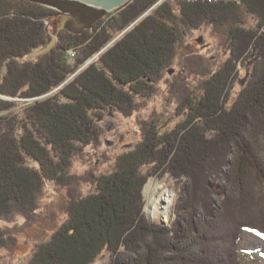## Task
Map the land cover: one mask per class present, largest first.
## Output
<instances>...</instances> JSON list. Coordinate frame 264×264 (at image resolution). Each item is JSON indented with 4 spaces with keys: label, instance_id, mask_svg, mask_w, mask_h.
Returning a JSON list of instances; mask_svg holds the SVG:
<instances>
[{
    "label": "trees",
    "instance_id": "trees-1",
    "mask_svg": "<svg viewBox=\"0 0 264 264\" xmlns=\"http://www.w3.org/2000/svg\"><path fill=\"white\" fill-rule=\"evenodd\" d=\"M156 1L130 0L75 34L59 28L64 14L55 9L0 0V94L27 100L0 99V218L32 220L46 181L67 190L66 219L48 241L35 244L27 264H90L103 251L109 264H239L242 231L264 236L238 209L248 194L264 199V0L182 4L179 10L165 1L120 36ZM204 25L226 37L229 56L196 91L173 87L180 93L178 111L187 112L183 120L164 130L152 117L137 120L140 138L116 155L111 172L70 183L77 178L74 156L103 136L105 112L134 115L138 96L153 93L173 65L185 30ZM51 35L56 41L50 49L29 59ZM68 50L75 51L73 58ZM249 52L254 58L247 84L227 108L222 98ZM241 128L253 139L261 135L259 146L244 142ZM230 132L242 154L232 174L233 161L219 167L237 179L228 186L208 176L206 196L196 204L180 199L170 227L149 222L143 214L146 182L159 173H193L204 160L207 136L220 141ZM250 172L258 175L255 183L246 179ZM83 184H92L91 192L83 193ZM207 194L214 196L211 202ZM6 238L0 229V248H7Z\"/></svg>",
    "mask_w": 264,
    "mask_h": 264
},
{
    "label": "rangeland",
    "instance_id": "rangeland-1",
    "mask_svg": "<svg viewBox=\"0 0 264 264\" xmlns=\"http://www.w3.org/2000/svg\"><path fill=\"white\" fill-rule=\"evenodd\" d=\"M165 1L173 4L177 10L182 5L179 0H157L149 10L136 19L120 36L131 29L138 21L148 16L151 10ZM123 5L116 9L121 8ZM45 23L48 24L47 22ZM51 41L53 40L51 39ZM229 44L226 37L223 34L217 33L214 27L210 25L185 30L180 42L177 44L178 52L176 53L174 63L164 71L162 78L155 85V91L147 96L144 94L138 96V102L136 104L140 106L139 110L131 117L122 115L116 109H110L108 112H105L103 120L101 121L103 136H101L99 144L96 146H86L79 154L74 156L71 172L77 178H75L76 180L70 179V183L73 181L77 183L79 179L84 180L86 177L111 172L114 168L116 155L130 149L139 140L137 120L152 117L151 119L159 120L162 125V130L173 128L184 117L186 112H179L183 111L178 108L180 93L178 89L175 92L173 87L176 85L180 89L183 88V92H187L184 89L196 91L197 85H200L205 78H208L212 72L216 71L226 61V58L229 56ZM71 51L68 50L67 55L73 58L75 51ZM253 58L254 52H249L243 61L238 64L232 85L228 88V91L226 90L228 94H225L224 98H222L223 102L227 101V108L237 99L239 92L245 88L249 77V67L252 64ZM90 62L88 61L86 64ZM0 99L5 101L11 100L17 103L27 101L1 94ZM17 108L20 107L17 106ZM17 108H13L10 112L17 113ZM227 108L224 109L226 110ZM248 130L251 132V127H248ZM242 131L243 128L238 129V133L240 135L242 134L244 142L247 141V144L252 145V147L255 146V143L259 146L262 140L261 135L260 138H257L258 136L256 135L255 140L252 134L247 132L244 134ZM229 135L227 139L220 141L216 137L212 138L209 135L207 136L210 139L207 143V150L204 149L201 154V156L204 154L202 156L204 160L200 158L201 162L192 170L193 173L190 172L187 174L185 170L184 174H180L178 178H171L168 174L161 175L159 173L146 182L143 188V214L149 222L170 227L174 222L176 206L180 199L190 201L192 199L194 203H198L206 196V179L208 176H212L211 179L214 178L215 183H225L228 186L231 181L237 179L235 174L232 177L226 178V174L222 175L220 173V164L223 161L227 162V160H230L233 161V164L230 168L229 175L232 174V169L242 154L241 150L236 148L233 143L237 141L235 134L232 133ZM240 145H243L241 141L238 142L239 147ZM216 151H219L217 155L215 154ZM246 155L245 153L243 156L245 157ZM248 155L250 156V153ZM258 156L260 157L259 152ZM183 165L186 168V163ZM246 177L247 180L255 183L258 175L255 172H250ZM92 189V184H83L81 186L83 193H89ZM163 190H168L175 195L171 217L167 221L154 219L147 211L150 199L158 196ZM253 195L255 196L249 199V196ZM213 198L214 196L207 194V199L210 202ZM231 200L235 201L232 198ZM244 201L242 199L239 202L242 205H238V209H241L244 216L251 220L247 224L256 222V226L264 230V199L260 198L259 193H251L244 197ZM66 205L67 190L65 187H60L52 181H46L40 197L38 212L32 220H24L17 215H14L9 220L0 218V229L9 236V239L6 238L7 248H0V264H27L35 244L48 241L55 229L66 219ZM206 205L209 206L210 204ZM252 205H254V208H250ZM260 215L262 217L261 219ZM236 258L239 264H264V236L242 231L238 242ZM109 260V253L103 251L90 264H109Z\"/></svg>",
    "mask_w": 264,
    "mask_h": 264
},
{
    "label": "water",
    "instance_id": "water-1",
    "mask_svg": "<svg viewBox=\"0 0 264 264\" xmlns=\"http://www.w3.org/2000/svg\"><path fill=\"white\" fill-rule=\"evenodd\" d=\"M46 7L56 9L63 13V19L60 22V29L71 33H81L90 29L93 24L102 18L107 12L125 4L129 0H29ZM53 41L49 42L45 48L39 50L35 48L29 57H37L48 51L52 42L56 40L55 36H50ZM199 41V39H198Z\"/></svg>",
    "mask_w": 264,
    "mask_h": 264
},
{
    "label": "bare ground",
    "instance_id": "bare-ground-1",
    "mask_svg": "<svg viewBox=\"0 0 264 264\" xmlns=\"http://www.w3.org/2000/svg\"><path fill=\"white\" fill-rule=\"evenodd\" d=\"M157 188L161 189L160 187ZM174 202L175 195L168 190H163L158 196L150 199L147 211L152 218L167 221L171 217Z\"/></svg>",
    "mask_w": 264,
    "mask_h": 264
},
{
    "label": "built area",
    "instance_id": "built-area-1",
    "mask_svg": "<svg viewBox=\"0 0 264 264\" xmlns=\"http://www.w3.org/2000/svg\"><path fill=\"white\" fill-rule=\"evenodd\" d=\"M181 1V4H192V3H206V4H212V3H219V2H238L240 3L241 0H179ZM71 51V50H69ZM72 53V51H71ZM74 55V54H73Z\"/></svg>",
    "mask_w": 264,
    "mask_h": 264
}]
</instances>
